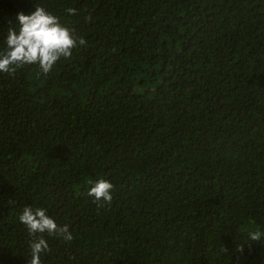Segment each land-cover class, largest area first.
I'll list each match as a JSON object with an SVG mask.
<instances>
[{
    "label": "trees",
    "instance_id": "obj_1",
    "mask_svg": "<svg viewBox=\"0 0 264 264\" xmlns=\"http://www.w3.org/2000/svg\"><path fill=\"white\" fill-rule=\"evenodd\" d=\"M35 6L86 45L0 72V264L25 206L73 235L41 264H264V0H0V51Z\"/></svg>",
    "mask_w": 264,
    "mask_h": 264
},
{
    "label": "clouds",
    "instance_id": "obj_2",
    "mask_svg": "<svg viewBox=\"0 0 264 264\" xmlns=\"http://www.w3.org/2000/svg\"><path fill=\"white\" fill-rule=\"evenodd\" d=\"M69 14L75 15L76 10L68 8ZM74 29L63 26L59 18L48 12L44 7L35 6L30 14L19 13L16 23L8 28L6 48L0 51V72L10 73L25 65H38L40 71L47 75L61 58H70L72 50L77 46L86 45L83 37L74 34ZM113 185L106 180H98L87 192L96 201L104 200L111 203ZM27 228L30 243V264H41V254L50 251L44 234L58 237L64 241L73 239L68 225L59 226L43 208L25 206L18 217ZM249 241L264 243L262 233L250 232ZM243 245L239 250L243 251Z\"/></svg>",
    "mask_w": 264,
    "mask_h": 264
}]
</instances>
